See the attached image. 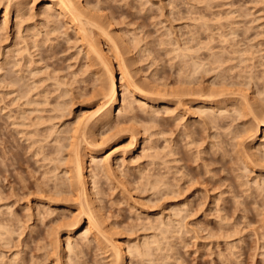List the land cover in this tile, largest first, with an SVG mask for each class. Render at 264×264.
<instances>
[{
	"label": "rangeland",
	"instance_id": "374dc122",
	"mask_svg": "<svg viewBox=\"0 0 264 264\" xmlns=\"http://www.w3.org/2000/svg\"><path fill=\"white\" fill-rule=\"evenodd\" d=\"M45 1L0 12V264H110L115 239L150 243L125 264H264V138L249 137V105L264 112V0H79L112 35L94 30L132 84L121 85L122 112L81 144L111 243L77 232L71 251L59 246L82 208L67 173L71 136L109 78ZM205 93L216 96L194 104ZM111 151L119 158L106 168L100 155Z\"/></svg>",
	"mask_w": 264,
	"mask_h": 264
},
{
	"label": "bare ground",
	"instance_id": "6f19581e",
	"mask_svg": "<svg viewBox=\"0 0 264 264\" xmlns=\"http://www.w3.org/2000/svg\"><path fill=\"white\" fill-rule=\"evenodd\" d=\"M19 1L21 2V0ZM11 3L12 0H0V12L2 8L8 10L9 6H11ZM45 3L47 11L50 12L52 8H56L59 10L60 14L64 15L65 17L67 16L68 19L74 24L75 28L78 29L79 35L81 36V41H83L84 45L87 46V52L93 53L102 60L104 68H106L107 76L109 78L107 88L103 92L102 102L92 112L80 116L79 119L75 121L76 124H74L73 127L75 133H73L71 136L73 138V140H71V144L73 146L71 147L74 150V155L70 157V160L72 159L71 161L73 166H70L71 168L68 169L67 173L70 175L69 178H71L72 185H76L82 193V200L80 201L82 208L81 212L78 215H75L72 220L64 223V226L66 227L65 237L64 239L60 240L59 243V246L62 247V243L65 241V245L68 251H71L76 246L72 243L71 239L77 232H81L80 239L82 240L86 239L88 235L91 234L93 238H99L103 236L104 238L109 240V243H111L112 238L108 237V233L106 234V232L102 229V227L100 226V221L94 213L93 200L91 198L92 192L89 185L90 180L88 173L89 171H91V169L87 165V161L85 159V154L83 152L81 144L83 142L91 144V141L89 140V134L91 132L92 126L96 122H101L104 124L110 122L115 115V108L117 106H119L118 111L122 112V106L126 105L127 101L125 97H123L124 95L122 96L123 98H121V85H128L132 83L130 81H127V77H129V74L126 68H123L121 64H119L120 74L116 75L114 66L112 65L111 61L104 56L103 49L100 45L101 42L97 38L94 30L95 28H98L100 30V33L102 32L108 35V38L110 37L112 39L113 37L109 33V31L107 32L105 27L99 21H97L94 17L88 15L87 6L85 4H83L79 0H46ZM4 19L7 22V18L4 17ZM115 43L116 42L114 41V45ZM139 87L137 86V84H133V86L129 87V90L130 92H138L142 97L148 96L145 90ZM194 94L196 93L184 90H172L168 93L169 96L178 97L179 100H184L185 97H192V95ZM213 94L214 93H205L202 95L199 94L200 96L198 95V97L195 98L193 102L194 104H200L203 102L212 101L214 98ZM242 96L244 101L249 105V94L245 93ZM166 99V103L163 102L162 107H167L168 105L166 104H171V99ZM234 100L232 99L230 103L236 104ZM219 103L220 102H218V104ZM249 107L251 113L253 114V119L257 124L255 131L249 135V137L252 138V142H254L259 135H262V137L264 138V112L260 111L258 113H255L253 106L249 105ZM75 136H77V139L79 138V140H76ZM133 137V139L136 138V143H139L137 140V135H134ZM74 140H76V142H74ZM254 152L255 151H252V153ZM87 153L88 156H90L91 160L97 157V155L92 150ZM114 154L115 152L111 151L106 153L105 155H100L102 166L111 168L113 166V161H117V159L119 158V156H116ZM111 247L112 254H110V256L112 257V259L110 260V264H125L126 258L129 254L138 253L143 256L146 255V253L150 250V243L148 241H145L142 245L135 244L130 246L122 240L115 239L114 241H112Z\"/></svg>",
	"mask_w": 264,
	"mask_h": 264
}]
</instances>
